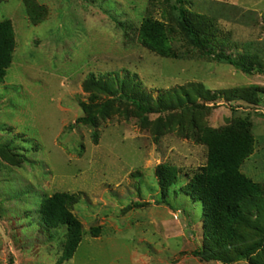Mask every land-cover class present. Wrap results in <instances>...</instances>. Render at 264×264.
I'll return each mask as SVG.
<instances>
[{"label":"rangeland","instance_id":"374dc122","mask_svg":"<svg viewBox=\"0 0 264 264\" xmlns=\"http://www.w3.org/2000/svg\"><path fill=\"white\" fill-rule=\"evenodd\" d=\"M150 1H0V22H11L16 40L0 84V264H60L66 228L48 232L38 214L44 197L59 192L80 196L71 211L82 230L72 259L62 264H264V245L252 260L197 257L202 205L181 190L207 162L199 128L246 119L255 147L240 170L264 186V74L201 56L182 36L170 5ZM191 2L189 8L213 19L227 54L264 57V0ZM147 17L166 23L175 49L190 58L144 47L138 34ZM107 74L135 76L154 103L196 84L212 93L258 87L261 101L198 99L205 109L148 114L122 99L94 98L89 79ZM82 104L100 108L94 123L84 121L89 114ZM161 166L175 168L180 178L167 197L158 181ZM263 221L242 232L239 248L263 237ZM235 256L231 248L227 257Z\"/></svg>","mask_w":264,"mask_h":264},{"label":"trees","instance_id":"16d2710c","mask_svg":"<svg viewBox=\"0 0 264 264\" xmlns=\"http://www.w3.org/2000/svg\"><path fill=\"white\" fill-rule=\"evenodd\" d=\"M1 1V0H0ZM159 0H151L152 5ZM175 14L176 23L184 39L189 41L201 54L212 57L218 62L232 65L247 74L253 72L264 74V57L258 53H247L234 57L225 50V39L219 35L213 19L192 10L191 0H165ZM28 3V0H27ZM30 3V2H29ZM164 17L167 11H163ZM138 39L147 49L160 56L183 59L173 46L176 37L174 31L166 23L152 17L143 19ZM16 40L10 21L0 22V84L5 80L7 70L13 61ZM88 87L94 92V98L108 95L132 103L144 113H166L173 111H199L205 109L204 104L197 101L215 103L218 98L228 101L240 100L250 105H259L261 101L258 87L250 89H232L212 93L201 84L191 85L180 91L166 92L154 103L153 98L141 89L135 76L107 74L105 77L92 76ZM96 105L82 104L83 110L89 114L84 121L95 122V114L99 111ZM98 109V110H97ZM249 119L237 121L222 129L199 128V141L208 150L207 162L181 188L193 202L202 205L203 238L201 249L194 252L205 261L229 263L231 261L252 260V255L264 245L263 237L256 244L245 249L239 248L244 230H257L260 219H264V186L256 183L240 168L242 163L254 151L255 139L251 132ZM158 181L162 188V196L167 197L171 189L180 184L179 173L175 168L161 166L158 170ZM177 194V191H175ZM78 194L65 192L44 197L38 210L40 221L48 232H56L66 228L67 239L63 254L59 260L62 264L72 259L81 239L80 222L73 215L71 208L79 202ZM256 216L254 220L252 217ZM264 222V221H263ZM233 248L236 256L227 257ZM9 264H13L10 261ZM251 264H256L253 260Z\"/></svg>","mask_w":264,"mask_h":264},{"label":"crops","instance_id":"0c3cea01","mask_svg":"<svg viewBox=\"0 0 264 264\" xmlns=\"http://www.w3.org/2000/svg\"><path fill=\"white\" fill-rule=\"evenodd\" d=\"M257 150L255 149V152H254V154L250 157L251 159H254L255 157H256V152Z\"/></svg>","mask_w":264,"mask_h":264}]
</instances>
